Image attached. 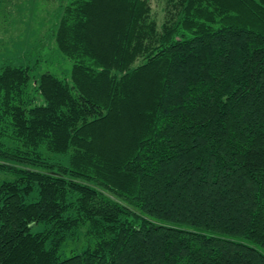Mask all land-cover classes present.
Masks as SVG:
<instances>
[{
    "label": "trees",
    "instance_id": "trees-1",
    "mask_svg": "<svg viewBox=\"0 0 264 264\" xmlns=\"http://www.w3.org/2000/svg\"><path fill=\"white\" fill-rule=\"evenodd\" d=\"M59 1L71 78L0 64V264H264V0Z\"/></svg>",
    "mask_w": 264,
    "mask_h": 264
},
{
    "label": "rangeland",
    "instance_id": "rangeland-1",
    "mask_svg": "<svg viewBox=\"0 0 264 264\" xmlns=\"http://www.w3.org/2000/svg\"><path fill=\"white\" fill-rule=\"evenodd\" d=\"M149 2L153 18L162 26L165 0ZM60 5L59 0H0V64L28 66L35 78L46 72L71 78L72 63L58 51L52 37ZM12 179L0 172V185ZM81 234L78 243L69 242L64 248L63 258L82 249L86 238L84 232Z\"/></svg>",
    "mask_w": 264,
    "mask_h": 264
}]
</instances>
